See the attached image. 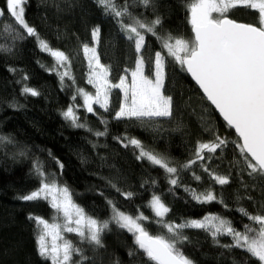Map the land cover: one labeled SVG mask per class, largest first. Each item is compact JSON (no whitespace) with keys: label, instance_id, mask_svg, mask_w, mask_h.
Wrapping results in <instances>:
<instances>
[{"label":"trees","instance_id":"trees-1","mask_svg":"<svg viewBox=\"0 0 264 264\" xmlns=\"http://www.w3.org/2000/svg\"><path fill=\"white\" fill-rule=\"evenodd\" d=\"M127 2L130 12L145 21L161 17L160 34L193 38L185 0H152L147 7L139 0ZM0 8H5V0H0ZM24 8L26 21L40 38L53 50L63 51L69 61L59 66L50 53L41 50L35 37L23 33L21 38L22 29L13 18L7 13L0 16V137L8 138L0 140V264H51L38 254L36 225L29 216L50 219L54 209L44 200L19 199L39 187L37 162L44 171H55L58 181L68 187L73 202L88 216L108 220L112 215L108 201H112L126 214L143 213L149 217L143 223L153 235H170L156 222L158 218L148 206L153 194L170 209L164 220L175 223L219 214L243 230L244 224L252 222L238 208H246L250 214L264 212V182L250 177L245 170L238 137L173 58L166 56L164 80V93L172 97L170 117L116 119L120 105L116 89L110 92L107 110L95 107L96 113H89L80 107L79 99H73L78 89H91L86 81L83 44L92 45V30L99 26L97 53L100 62L110 69L108 79L116 83L135 66L133 42L95 0H27ZM229 17L257 23V12L242 6L231 10ZM8 25L11 27L6 30ZM159 50L160 41L146 34L142 50L146 75L152 74L154 53ZM64 71L69 75L62 81L60 74ZM25 86L36 89L39 95L24 93ZM69 105L86 127H73L65 119L62 113ZM105 131L103 136L96 135ZM216 136L227 143L215 153L204 150L205 159L196 160L188 168L181 167L196 159L198 143L212 141ZM129 138L140 140L147 150L166 157L178 172L168 174L147 159H137L139 149L125 146ZM210 173L227 176L229 182L220 185ZM194 174L201 179H194ZM170 178L177 179L178 185H171ZM186 189L198 193L211 189L217 200L200 203ZM127 192L133 195H123ZM182 231L191 242L178 246L195 264H258L242 249L222 247L232 243L230 236L217 237V244L203 230ZM102 244L100 247L79 242L88 258L82 264H154L135 245L133 234L113 222L102 234ZM133 251L135 255H129ZM75 257L80 258L79 253Z\"/></svg>","mask_w":264,"mask_h":264},{"label":"snow or ice","instance_id":"snow-or-ice-1","mask_svg":"<svg viewBox=\"0 0 264 264\" xmlns=\"http://www.w3.org/2000/svg\"><path fill=\"white\" fill-rule=\"evenodd\" d=\"M139 2L146 7L152 4V0ZM26 3L27 0H5V8L0 9V16L7 13L13 18L14 24L22 29L21 38L23 33L35 37L41 50L50 53L59 66H64L69 57L61 50H53L40 38L35 27L26 21L23 7ZM95 3L102 8L104 14L116 20L120 30L133 42L137 57L135 67L131 71V83H127L126 75L119 77V83H112L108 79L110 69L100 62L96 47L83 44V52L91 69L88 83L96 88L94 96L84 89H78V93L83 95V107L87 112H94L93 103L107 110L111 89L119 88L123 89L124 102L115 113L116 119L170 117L172 97L164 93V80L166 56L171 57L186 68L203 90L207 100L223 116L227 125L235 129L239 137L237 147L248 175L252 178L259 177L264 182V0H185L189 13L188 22L194 33L191 40L173 36L171 33L160 34L158 26L162 27L161 17L156 16L151 21H145L130 12L127 0H123L122 3H117L116 0H95ZM238 6L255 10L257 23L237 22L229 18L230 11ZM214 13L217 15L214 16ZM124 18H127V22ZM8 27L11 25L6 26V30ZM99 34V26L93 28L92 40L95 43L99 42ZM146 34H150L161 43V50L154 53L155 72L152 77L146 75L144 71L145 57L142 50L146 47ZM68 75V71L61 73V80ZM23 92L33 96L39 95L36 89L27 86L23 88ZM73 99L75 100V97ZM62 114L73 127H86L79 122L80 118L72 105H69ZM105 134L106 131L96 132L97 136ZM7 139L0 137V140ZM225 143L227 141L218 136L212 141L198 143L194 153L196 159L189 160L181 167L188 168L195 164L196 160L205 159L204 150L215 153ZM128 145L139 149L137 159H147L168 174L178 172V168L172 166L166 157L147 150L140 140L129 138L125 146ZM207 158L211 159L210 156ZM60 167L63 168V165ZM35 171L40 177L39 187L20 196L19 199L47 201L51 208L63 215V224L50 223L48 219L40 216H29L36 225L38 254L50 260L51 264H82V261L88 259L81 248L62 236V232L76 233L82 240L102 247V234L109 230V224L112 222L132 233L135 245L142 250L147 260L154 264H195V261L185 255L178 246L191 242L182 231L186 228L209 233L217 244H219L217 237L230 236L232 243L221 245L222 247L242 249L251 258H255L258 264H264V212L250 214L246 208H238L237 211L252 222L244 224L243 230L236 228L232 220L219 214H208L202 219L175 223L164 220L170 209L162 202L160 196L153 194L148 206L158 218L156 222L170 234L153 235L144 226L143 221L149 217L143 213L135 216L126 214L112 201H108L112 208L111 217L108 220H98L88 216L83 208L73 202L67 186H59L55 180H50L39 162L35 165ZM205 171L209 172V169L205 168ZM210 174L220 185L229 182L227 176ZM194 179L200 180L201 177L194 174ZM169 183L178 185V180L170 178ZM186 191H190L192 199L200 203L217 200L211 189L199 193L195 189ZM123 195L130 198L133 193L127 192ZM220 203L224 202L221 200ZM224 207L227 208L228 205L224 204ZM76 253H79L80 258L73 260ZM129 255L134 256L135 252H129Z\"/></svg>","mask_w":264,"mask_h":264},{"label":"rangeland","instance_id":"rangeland-1","mask_svg":"<svg viewBox=\"0 0 264 264\" xmlns=\"http://www.w3.org/2000/svg\"><path fill=\"white\" fill-rule=\"evenodd\" d=\"M24 7V5H23ZM1 9V8H0ZM214 16H216L217 14L214 13L213 14ZM96 47V43L93 41L92 45H90L89 47ZM84 57H85V60H86V67H87V74H86V81L88 83V80H89V73L91 71V69L89 68V64H88V59L87 57L85 56L84 54ZM135 67V66H134ZM134 69V68H133ZM128 70L126 74L127 76V83L130 84L131 83V71L133 70ZM144 71H145V65H144ZM154 72H155V65L153 67V71H152V74L150 75V77L154 76ZM116 83H119V80L116 82ZM89 84V83H88ZM91 86V89L89 91H85L91 95H95L96 93V88L93 84H89ZM113 90L116 89L118 92H120V104H122L124 102V92H123V89H119V88H112ZM111 89V90H112ZM112 90V91H113ZM110 91V92H112ZM75 98L79 99V102L81 104V108H83L85 111L86 108L83 107L84 105V99H83V95L82 94H79V93H76V95H74ZM109 100H110V93H109ZM120 106V105H119ZM95 107H99V108H102L99 104H96V103H93V108H94V112L93 113H96V109ZM75 109V108H74ZM104 109V108H102ZM119 109V108H118ZM118 111V110H117ZM77 114V113H76ZM46 174H48V178L50 180H55V182L57 183V185L59 186H64L63 184H61L59 181H58V175L55 173V171H45ZM49 203V202H48ZM50 204V203H49ZM50 223H58V224H63L64 223V219H63V215L62 213H57V211L54 209V214L52 215V217L50 219H48ZM114 223V222H113ZM74 226V225H73ZM62 236L67 239V240H71L73 242V244L76 246V247H79L78 244L79 242L82 241V239L76 234V233H68L66 231L62 232ZM76 254H74L73 256V260H77L79 258L76 259L75 257Z\"/></svg>","mask_w":264,"mask_h":264},{"label":"water","instance_id":"water-1","mask_svg":"<svg viewBox=\"0 0 264 264\" xmlns=\"http://www.w3.org/2000/svg\"><path fill=\"white\" fill-rule=\"evenodd\" d=\"M229 18H230V17H229ZM237 22H239V21H237ZM243 23H244V22H243ZM191 34H192V37H194V33L192 32V29H191ZM183 68H184L186 74L188 75V77L192 80V82L196 85V87L198 88V90L202 93V95H203V96L205 97V99L207 100L205 94L203 93V90L199 88V85L195 82V80L193 79V77L191 76V74L188 73V72L186 71V68H185V67H183ZM207 101H208V100H207ZM208 102H209L210 105L213 107V109L216 111V113L218 114V116H219V117L225 122V124L227 125L226 121L223 119V116L220 114V112L215 108L214 105L211 104L210 101H208ZM227 126H228V125H227ZM228 127H229V126H228ZM230 128H231V127H230ZM231 129L234 131V133H235L236 136L238 137V134L235 132V129H234V128H231ZM238 139H239V137H238Z\"/></svg>","mask_w":264,"mask_h":264}]
</instances>
